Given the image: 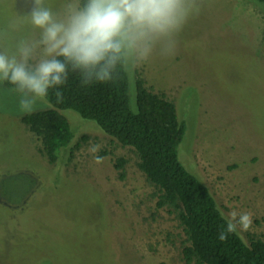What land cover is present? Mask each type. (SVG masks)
<instances>
[{
  "label": "rangeland",
  "instance_id": "1",
  "mask_svg": "<svg viewBox=\"0 0 264 264\" xmlns=\"http://www.w3.org/2000/svg\"><path fill=\"white\" fill-rule=\"evenodd\" d=\"M93 1L119 29L132 108L137 78L174 104L186 125L181 163L246 243L264 241V6ZM83 30L79 0H0V264H195L185 262L182 228L156 207L158 190L133 149L62 110L73 139L51 164L20 122L50 106L6 88L4 75L43 86L39 77Z\"/></svg>",
  "mask_w": 264,
  "mask_h": 264
},
{
  "label": "trees",
  "instance_id": "2",
  "mask_svg": "<svg viewBox=\"0 0 264 264\" xmlns=\"http://www.w3.org/2000/svg\"><path fill=\"white\" fill-rule=\"evenodd\" d=\"M253 1L264 6V0ZM79 8L83 34L53 58L49 73L39 77L43 86L22 83L12 73L3 77L6 88L20 89L49 104L48 109L20 117L39 137L47 161L54 163L59 150L72 142L67 119L60 114L72 110L136 153L138 169L158 190L156 207L169 208L182 228L186 263L264 264V241L250 238L246 243L220 212L208 188L181 163L178 147L186 125L178 119L174 104L149 91L137 78L135 109L130 105L120 32L108 7L99 1L79 0ZM123 165L124 160L117 159L115 167L123 169Z\"/></svg>",
  "mask_w": 264,
  "mask_h": 264
}]
</instances>
